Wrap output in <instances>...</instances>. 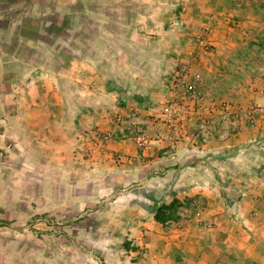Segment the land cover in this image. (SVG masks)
<instances>
[{
	"label": "rangeland",
	"instance_id": "1",
	"mask_svg": "<svg viewBox=\"0 0 264 264\" xmlns=\"http://www.w3.org/2000/svg\"><path fill=\"white\" fill-rule=\"evenodd\" d=\"M28 1L0 0V13H9L15 20L25 21L21 18L20 9L9 11V6H12L9 4L22 3L29 6ZM34 1L38 2L40 10V6L47 0ZM51 2L54 6L46 10L47 14L39 15L43 21L40 30L37 32V23L34 21L26 20L25 24L23 21L25 27H19V38L14 34L16 23L9 22L7 15L0 16V57L7 59L5 63L0 62L2 134L8 128L7 135H0V264H108L101 250L103 248L108 252L107 244L104 242L100 248L98 241L111 237L119 239L120 248L122 244L127 246L125 239L129 229L105 226L111 222H104L103 226L101 219L103 215L125 219L126 215L132 214L128 207L140 196L143 185L120 180L114 184L109 182V185L108 180L75 181L56 172L39 157H33L32 149L28 150L27 157H23L24 152L16 146V139L19 136L30 137L32 133L16 125L13 113L19 109V102L14 96L20 93V85L32 77L36 69L22 68L20 64L38 60L42 64L39 72H58L63 77L67 61L71 57L82 58V64L75 63L69 80L61 78L62 85L56 92L61 95L59 101L64 100L68 104L69 97L75 95L88 99L90 95L93 96L91 92L105 89V82L117 84L120 93L116 98H109L110 104L99 100L92 103L88 99L84 105L89 108L100 105L112 111L116 124L129 125L120 138L132 141L139 152H151L159 139L150 135L146 122L142 120L141 111L147 110L151 112L148 116L166 129V140L172 150L181 144L187 129L201 143H207L213 138L227 140L242 124L255 127L258 119L264 117V110L260 111L255 123H250L244 113L251 106L264 109V105L251 101L244 106L237 101L235 94L239 88L246 89L248 93L262 88L264 93V0H200L195 4L192 0H50L48 4L51 5ZM65 4H69L70 9L61 8ZM214 12L238 13L250 18L251 21L246 24L241 21L239 29H244L243 35L233 36L232 39H243L241 48L235 51H216L210 35L213 25L209 19L200 18L196 26L192 27L190 18L193 14ZM232 23L230 25L233 27ZM67 27L72 31H65ZM246 29L252 32L245 34ZM40 38L44 44L38 42ZM95 40L102 42L95 45ZM58 47L60 51L57 52L55 49ZM49 49L52 52H48ZM214 61L228 63L224 73L237 78H220L216 82V90L209 92L213 81L197 66L209 65ZM184 63L190 65L189 80L195 85L198 97L185 94L181 86L176 87L174 84L173 78ZM81 78L85 80V86L75 85V82L83 83L79 80ZM33 81L32 85H36L38 81L44 83L49 80L45 75ZM229 87L231 90L227 91L225 88ZM44 88L47 89V86ZM128 88L147 98L134 99L132 105L123 109L122 105L117 104V97L127 98L132 95L133 92L128 94ZM65 89L67 95L60 94ZM71 90L74 94L69 96ZM78 101L73 98L72 106L77 105ZM139 101L143 104L140 110L133 104ZM172 101L184 104L190 112L170 124L164 120L161 109L165 103ZM234 108L239 112L233 114L231 111ZM203 124L208 127L206 140L201 132ZM104 132H112L107 142L97 138L99 133ZM138 135L145 138V144H139ZM118 137L112 130H101L94 134V138L102 145ZM252 144L249 150L253 156L252 162L241 161L242 171L254 165L252 163H259L264 153V140ZM116 158L123 157L117 155ZM259 169L260 173L254 180L245 183L243 180H230L231 185H225L227 199L236 207L230 212L235 220L238 219V208L248 188L258 187L259 204L252 211V217L264 223V208L260 205L264 199V167ZM94 182L105 188L98 194L97 201L91 205L73 201V194L81 190H92L88 186H94ZM184 202L180 201L175 218L169 222L186 216L179 213L183 204H189L187 200ZM102 206L107 208L103 213L98 212L97 209ZM188 214L198 218L202 216L200 211H190ZM255 250L257 255L264 252V242L257 244ZM127 258V261L118 263L131 264L129 260L132 258ZM248 264H264V261L252 260Z\"/></svg>",
	"mask_w": 264,
	"mask_h": 264
},
{
	"label": "crops",
	"instance_id": "2",
	"mask_svg": "<svg viewBox=\"0 0 264 264\" xmlns=\"http://www.w3.org/2000/svg\"><path fill=\"white\" fill-rule=\"evenodd\" d=\"M29 1V6L22 3L9 4L12 5L9 6V11L20 9L21 18L37 23L38 32L43 23L39 15L47 14L46 10L54 6L52 5L54 1L51 5L48 4L50 0L41 2L44 4L40 6V10L38 2ZM197 2L200 0H192L194 4ZM63 7L70 9L69 4L61 6ZM33 11L35 13H32ZM3 15H7L9 22L16 23L17 30L14 34L19 38V27H25V21L23 20V24L21 19L15 20L9 13H0V16ZM200 18L209 19L213 25L210 35L213 37L212 44L216 46V51H235L243 46V39H235V41L232 39H234L233 36L243 35L244 29H239V26L251 21L248 16L226 12L193 14L190 18L193 28ZM236 19H239L238 22ZM232 21L233 27L230 25ZM65 31L72 30L67 27ZM245 32L247 34L252 31L246 29ZM38 42L44 44L41 38ZM100 42L102 41L95 40L94 44ZM37 47L40 46L37 45ZM51 50L58 52L60 48L55 50L51 48ZM51 50L49 49L48 52H52ZM0 62L5 63L7 59L0 57ZM82 62V58L71 57L67 61V66H63L65 69L63 77L58 72L47 70L39 72L42 64H39L38 60L20 64L22 68L31 67L36 71L32 77L20 85V91H18L20 93L14 96L19 102V109L13 113L16 125L24 130L29 129L32 133L30 137L19 136L15 144L23 150V157H27L28 150L32 149L33 157H39L42 162L51 165L56 172L63 173L64 176L67 175L69 179L75 181L108 180L109 185V182L114 184L120 180L139 182L143 185L140 196L133 202L135 205L131 203L130 207L126 206L130 208L128 211L132 214L126 215L125 219L103 215L104 218L101 219L103 226L106 222H111L105 226L129 229L125 239L129 246L122 244L120 248L119 239L111 237L104 238L105 241H98L100 248L104 242L107 244L108 252L101 248L105 261L108 264H119V261H127V257L132 258L129 260L131 264H248L252 260L264 261V252L257 255L255 250L257 244L264 242V223L252 217V211L259 204L257 196L260 195V189L248 188L238 208L237 220L230 215L236 207L227 199L228 193L225 191V185H231L230 180H243L244 183L247 180H254L260 173L259 168L264 167V153H262L259 163H252L254 165L247 166L244 171L241 169L243 168L241 161L252 162L253 156L251 157L249 153L252 143L264 140V117L258 119L255 127L242 124L227 140L213 138L207 143H201L193 138L191 130L187 129L181 144L176 150H172L166 140L167 132L163 125L156 123L152 117L148 116L150 111H141L147 131L153 137L159 138L156 140L154 150L142 153L137 150L132 141L120 138L126 133L129 125L116 124L112 111L100 105L92 108L84 105L85 100L88 99L92 103L99 100L101 103L110 104L109 98H116L120 93L121 89L117 84L105 82L103 85L105 89L97 93L91 92L94 97L90 95L88 99L75 95L73 98L79 100L75 106H72V97H69L71 103L67 100L68 104L64 100L59 101L61 95H57L56 92L62 85L61 78L69 80L75 63L80 65ZM227 64L214 61L209 65L197 66L213 81L209 86L211 89L208 90L209 92L216 90V82L220 78H237L235 75L224 73ZM45 75L48 82L39 83L38 81L36 85L34 84L35 86L32 85L33 79L40 80ZM79 80L83 83L75 82V85L85 86V80L82 78ZM45 85L50 91L44 88ZM225 89L231 90L230 87ZM127 90L128 94L133 92L132 95L129 94L127 98L117 97L120 101L117 104L122 105L123 109L132 105L134 99L147 98L143 95L145 93L142 97L137 95L134 89ZM235 92L237 101L244 106L251 101L264 105L262 88L251 90L250 93L246 89L239 88ZM61 93L67 95V89L64 92L60 91ZM71 94H74L72 90L68 95L71 96ZM139 102L133 104L140 110L139 107L143 104ZM82 104L85 107H81ZM101 130H112L119 137L102 145L98 139L94 138V134ZM2 131L4 129L1 128V136L7 135L8 128L5 134H2ZM117 155L123 158L117 159ZM90 186L92 190L87 189L85 192L81 190L73 194V201L90 205L97 201L98 194L105 188L96 183L94 186L89 184L88 188ZM120 191L119 193L124 192ZM175 198L182 203H185V200L189 202V204L186 203L188 206L183 204L179 209L181 216H186L173 222L157 221L155 219L157 207L162 203H170ZM260 205L264 208V199ZM106 208L102 206L97 211L103 213ZM190 211H200L202 216L198 218L195 215H189ZM185 212L188 213L185 214ZM131 246L134 247L131 248ZM138 253L140 255L137 256ZM125 255L126 258H124Z\"/></svg>",
	"mask_w": 264,
	"mask_h": 264
},
{
	"label": "built area",
	"instance_id": "3",
	"mask_svg": "<svg viewBox=\"0 0 264 264\" xmlns=\"http://www.w3.org/2000/svg\"><path fill=\"white\" fill-rule=\"evenodd\" d=\"M189 63V61H186ZM188 63H184L180 68L179 71L176 72L174 80L175 86H181V88L184 90L185 94H190L194 98L198 97L196 96V89L195 85L190 83L189 80V73H190V65ZM264 109L258 106H251L245 113L244 115L246 116L247 120L250 123H255L256 116L260 111H263ZM190 112V109L187 108L184 104L178 102V101H172L165 103L162 106L161 113L164 117V120L169 122L170 124H173L175 121L177 122L182 118V115L187 114ZM233 114H236V112H239L236 108H234L231 111ZM203 129H202V135L204 136V139L206 140L208 138V133L207 128L203 124ZM112 137V132H104V133H99L97 135V138L103 142H107L110 140ZM145 138L142 135L137 136V140L139 141L140 145H143L146 143L144 140Z\"/></svg>",
	"mask_w": 264,
	"mask_h": 264
},
{
	"label": "trees",
	"instance_id": "4",
	"mask_svg": "<svg viewBox=\"0 0 264 264\" xmlns=\"http://www.w3.org/2000/svg\"><path fill=\"white\" fill-rule=\"evenodd\" d=\"M179 206L180 201L177 198H175L170 203H162L155 211V219L162 223L173 220L175 218L176 210Z\"/></svg>",
	"mask_w": 264,
	"mask_h": 264
}]
</instances>
